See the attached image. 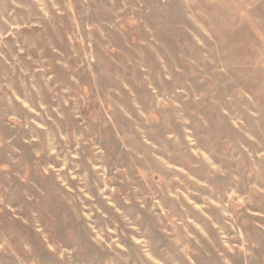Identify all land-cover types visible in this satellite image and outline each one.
Listing matches in <instances>:
<instances>
[{"label":"rangeland","instance_id":"374dc122","mask_svg":"<svg viewBox=\"0 0 264 264\" xmlns=\"http://www.w3.org/2000/svg\"><path fill=\"white\" fill-rule=\"evenodd\" d=\"M0 264H264V0H0Z\"/></svg>","mask_w":264,"mask_h":264}]
</instances>
